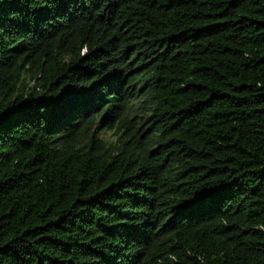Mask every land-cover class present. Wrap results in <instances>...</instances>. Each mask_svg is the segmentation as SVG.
Returning <instances> with one entry per match:
<instances>
[{
	"label": "trees",
	"instance_id": "16d2710c",
	"mask_svg": "<svg viewBox=\"0 0 264 264\" xmlns=\"http://www.w3.org/2000/svg\"><path fill=\"white\" fill-rule=\"evenodd\" d=\"M0 264H264V0H0Z\"/></svg>",
	"mask_w": 264,
	"mask_h": 264
}]
</instances>
